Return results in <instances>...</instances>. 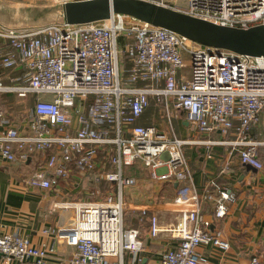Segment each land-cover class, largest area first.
<instances>
[{"label": "built area", "instance_id": "built-area-1", "mask_svg": "<svg viewBox=\"0 0 264 264\" xmlns=\"http://www.w3.org/2000/svg\"><path fill=\"white\" fill-rule=\"evenodd\" d=\"M51 1L60 7L84 0ZM143 1L222 27L264 26V0H185V6L167 0ZM181 52L188 56L189 66ZM124 56L130 64L127 68L122 63ZM16 67L25 70L26 85H4L0 75V93H15L20 98L33 94L37 99L25 132L6 126L0 109V156L8 162H24L36 153L50 151L29 183L54 189L73 169L96 171V160L103 152L116 171L105 172L100 179L114 184L116 191L109 190L102 199L71 204L73 224L52 231L56 240L48 246H36L17 235H0L4 264L11 260L44 264L55 254L57 240L74 249L67 264H123L125 253L137 255L144 250L138 229L125 227L123 222L122 190L136 183L124 172L139 162L151 168L152 179L184 184L182 188L192 183L183 152L190 142L177 139L172 132L137 124L149 97L166 110L172 105L182 112L200 133L232 135L231 141L220 144L229 145L240 164L263 168L257 150L264 148V57L195 44L123 15L79 25L55 21L11 26L0 21V68ZM258 127L263 133H253ZM165 152L167 160L161 158ZM162 167L165 172H157ZM189 189L188 197L179 194L173 201L191 204L177 211L175 224L162 228L155 215L149 218L151 237L170 233L178 241L161 254L159 264H213L197 253V247L229 248L227 241L208 230L202 203L212 201L215 216L223 218L234 194L217 185V197L209 189ZM98 194L97 190L93 196L98 198ZM242 264L264 262L253 256Z\"/></svg>", "mask_w": 264, "mask_h": 264}, {"label": "crops", "instance_id": "crops-1", "mask_svg": "<svg viewBox=\"0 0 264 264\" xmlns=\"http://www.w3.org/2000/svg\"><path fill=\"white\" fill-rule=\"evenodd\" d=\"M17 5H0V9H29ZM0 75L4 85H26L25 70L21 67L0 68ZM36 99L33 94L20 98L15 93H0V109L6 126L25 132ZM29 103L31 106L28 107ZM144 112L137 124L172 132L177 139L190 142L183 147V152L192 183L182 188L184 184L152 179L151 168H145L139 162L124 172L126 176L135 178L136 183L122 190L123 222L125 227L138 229L144 250L137 255L125 253L123 264H159L161 254L176 247L178 241L170 233L151 237L149 218L155 215L162 228L170 227L177 221L178 210L191 208L189 203L174 204L175 197L179 194L188 197L192 187L198 192L209 189L217 197L214 185L229 190L235 199L228 205L223 218L215 216L212 201L202 203V213L208 230L227 241L229 248L221 251L210 244L200 245L197 253L213 264H242L253 256L264 262V148L258 149L263 168L256 170L240 164L236 152L229 145L220 144L231 141L232 135L200 133L186 122L182 112L172 105L166 110L153 97H149V105ZM260 127L255 128L253 133H263ZM124 135L128 136L127 133ZM262 137L264 139V134ZM205 141L216 144L206 146L203 144ZM49 154L50 151L36 153L24 162H8L0 156V235H17L29 239L36 246H48L56 240L52 231L73 224L74 209L71 204L95 200L93 193L100 185L102 188L107 186L109 190L115 186L100 179L105 172H115L114 167L103 158V152L96 160L97 169L94 172L80 173L73 169L70 176L59 180L58 187L54 189L30 184V177L43 167ZM157 172L163 173L165 168ZM142 210L146 211L145 215L141 214ZM55 248V254L47 257L44 264H67L74 249L62 240L56 241ZM0 264H4L1 255ZM8 264L17 262L11 260Z\"/></svg>", "mask_w": 264, "mask_h": 264}, {"label": "water", "instance_id": "water-1", "mask_svg": "<svg viewBox=\"0 0 264 264\" xmlns=\"http://www.w3.org/2000/svg\"><path fill=\"white\" fill-rule=\"evenodd\" d=\"M114 15L127 16L169 30L202 46L251 57H264L263 25L247 30L222 27L143 0L71 2L60 6L59 13L62 22L67 25L105 21Z\"/></svg>", "mask_w": 264, "mask_h": 264}, {"label": "rangeland", "instance_id": "rangeland-1", "mask_svg": "<svg viewBox=\"0 0 264 264\" xmlns=\"http://www.w3.org/2000/svg\"><path fill=\"white\" fill-rule=\"evenodd\" d=\"M168 2H174L180 6H185V0H167ZM9 4H19L18 7H28L27 8H17V9H9L3 7L0 9V21L4 24L11 26H38V25H46L55 21H62L59 16L60 7L55 5L51 0H0V5H9ZM46 11V12H45ZM130 20L125 19V24L129 25ZM121 42V40H120ZM192 42V41H191ZM195 43V42H193ZM197 44V43H195ZM121 49V45H119V50ZM182 59L186 66H189L190 62L188 61V56L181 52ZM125 80V77H124ZM13 85V84H11ZM91 100V97L89 98ZM28 107L31 106L29 103ZM163 159H168L167 152L163 153ZM127 167L124 168L126 170ZM116 171V170H114ZM107 187V186H106ZM103 187L100 185L98 198L102 199L104 195H106L109 191V188ZM112 192L116 191V187L111 188ZM90 195V194H89ZM126 199V197L124 196Z\"/></svg>", "mask_w": 264, "mask_h": 264}, {"label": "trees", "instance_id": "trees-1", "mask_svg": "<svg viewBox=\"0 0 264 264\" xmlns=\"http://www.w3.org/2000/svg\"><path fill=\"white\" fill-rule=\"evenodd\" d=\"M45 12H46V11H45ZM120 40H121V43H122V42H123V38H120ZM122 63H123L124 68H127V67L130 66V64H129V62L127 61V58H126L125 56L123 57ZM144 114H145V112H144ZM258 149H259V148H258ZM257 154H258V150H257Z\"/></svg>", "mask_w": 264, "mask_h": 264}]
</instances>
